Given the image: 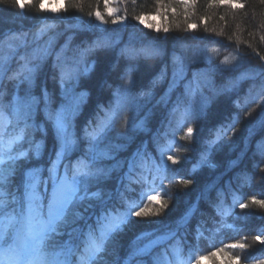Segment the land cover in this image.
I'll return each mask as SVG.
<instances>
[{
    "label": "trees",
    "instance_id": "1",
    "mask_svg": "<svg viewBox=\"0 0 264 264\" xmlns=\"http://www.w3.org/2000/svg\"><path fill=\"white\" fill-rule=\"evenodd\" d=\"M204 3L205 0H200L201 5ZM125 7L129 17H132L142 11H154V0H136L135 5L128 0L126 5H121L122 14ZM87 11L85 8L84 12L63 14V19H49L58 28L36 40L35 33L42 16L51 17V14L38 15L34 10L21 11L14 5L0 4V64L4 68L0 71V92L4 93L3 99L10 101L14 93L24 94L27 85H20L17 92V81L9 77L19 72L28 62L40 63L38 58L43 52L37 50L42 49L50 35L59 33L51 53L42 61L32 89L33 94L41 98L37 121L43 122L45 119L43 90L46 89L52 95L53 109L58 108L61 103V67L57 65H62L65 73H70L75 67L83 72L86 66H92L87 75L80 76L76 87L77 92L88 93L75 121L77 134L83 135V129L89 121L95 127L98 111L101 107L107 110L111 105L115 110L117 123L109 131L104 143L124 146L122 150L113 148L114 159L103 161L106 166L123 161V167L113 171L111 178L102 187L114 193L118 177L128 172L131 163L134 176L143 170L148 173L149 180L157 177L155 188L168 202V208L158 216L130 218L131 223L118 235L113 248L121 264L134 244L143 246L148 241L158 236H167L171 232L176 233L174 238L165 239L153 249V255L159 256L162 264L173 260L175 247H179L184 257L191 256L194 260L196 256L208 255L216 248L235 242L251 245L244 253L231 250L233 254H241L242 259L247 257L244 264L264 260V244L253 239L262 234L261 229H264V209L239 208V203L247 202L253 195L264 199V172L260 170L264 166V126L259 123L264 120V91H261L264 87V73L256 75L254 79L240 80L231 91H224L242 73H259L264 68V42L259 41V36L264 35V32L258 30L264 4L260 0H245L244 11L249 15L242 21L243 30L238 33L239 43L235 38L232 41L227 39V35L236 29L231 19L225 26L224 36L205 32L201 25L195 32L186 33L174 29L165 38L163 32L156 33L131 19L124 25L93 27L99 25V22L94 17L87 16ZM215 11L217 15L209 21V27H216L219 32L218 17L227 10L220 8ZM204 13L205 8L201 7L198 14ZM77 24L80 25L79 28L69 27ZM249 32H256L255 38H250ZM12 34H26L24 46L15 47L14 52L8 47L7 40ZM245 40L248 41L247 44L244 43ZM108 42H112L114 46H97ZM152 46L160 49L158 56L138 53L135 58L130 59L121 54V50L125 48L131 53L138 52L141 48L150 51ZM211 48H216L218 52L209 61L203 57ZM225 56L241 58V63L234 70H222L219 65ZM130 69V94L122 101L121 107L117 108L114 93L117 88L122 89L125 85ZM174 73H178V78L175 86L170 89ZM160 77L162 80L153 88V81ZM69 86L68 83L65 84L66 88ZM166 93L165 104L160 101ZM201 104L206 105L204 114L196 117L195 109ZM100 115L103 116L104 113L100 112ZM125 116L131 126L122 129L120 124ZM141 121L144 122L145 130L132 124H139ZM189 125L194 128V133L186 138ZM47 130L46 148L38 162L45 168L48 166L49 154L54 158L50 125H47ZM41 135L37 132L35 138L39 140ZM27 147L24 144V148ZM85 148L86 142L81 140L80 151L74 153L71 159L75 161ZM160 148L165 149L163 160L168 166L166 178L162 180L155 168V165L161 163ZM137 149H141V153L146 149L148 156L137 155L134 158ZM168 155L176 157L178 163L168 161ZM139 159H145L146 163L138 162ZM36 163L33 161V164ZM44 175H47L46 171ZM182 178L191 179L193 183L183 186L179 183ZM15 184L19 186V178ZM131 187L133 191L127 195L132 200H139V193L149 185L132 184ZM17 190L18 187L12 188L13 192ZM218 193L222 194L220 199L223 200V208L231 212L227 222L235 224L238 231L215 230V222L220 219ZM233 200L237 201L235 205ZM147 203L145 197L140 206ZM143 233L152 235L137 241V237ZM225 251L229 249L225 248ZM113 258L107 257L109 260ZM203 264L214 262L204 261Z\"/></svg>",
    "mask_w": 264,
    "mask_h": 264
},
{
    "label": "snow or ice",
    "instance_id": "2",
    "mask_svg": "<svg viewBox=\"0 0 264 264\" xmlns=\"http://www.w3.org/2000/svg\"><path fill=\"white\" fill-rule=\"evenodd\" d=\"M127 3L128 0H0V4L14 5L21 11L34 10L38 15L51 14V17L42 16L35 33L36 40L58 28V25L54 22L50 23L49 19L53 17L63 19V14L74 11L84 12L87 8L86 15L94 17L99 22V25H93V27L109 24L124 25L131 19L156 33L163 32L165 38L174 29L186 33L195 32L201 25L205 32L224 36L225 26L231 19L236 29L232 34L227 35V39L232 41L235 38L239 43L238 33L243 30L242 21L249 15L244 11L245 0H205L203 5L200 4V0H154V11H142L132 17H129L126 7L123 14L121 13V5ZM131 3L135 5L136 0H131ZM260 3L264 4V0H260ZM201 7L205 8L203 15L198 14ZM220 8L227 11L218 17L217 24L220 31L217 32L216 27H209V21L216 17L215 10ZM69 27L79 28L80 25H69ZM258 30L264 32V13L261 14ZM57 35L59 33L50 35L42 49L37 50L43 52V55L38 58L40 63L28 62L19 72L9 77L17 81L15 85L17 92L20 85H27L24 94L14 93L10 101H5L4 93L0 92V264H121L113 248L118 235L131 223L130 218L158 216L168 208V202L155 188L157 177L154 176L149 180L148 173L143 170L134 176L131 163H129L128 172L118 177L114 193L102 187L103 183L111 178L113 171L123 167V161H118L111 166L104 165L103 161L114 159L113 148L122 150L124 146L104 143L109 131L117 123L115 110L111 105L107 110L101 107L98 111L95 127L93 122L89 121L83 129V135L77 134L75 121L82 111L88 93L77 92L76 87L80 76L87 75L92 66H86L83 72L75 67L70 73H65L63 66L57 65L61 67V103L58 108L53 109L52 95L46 89L43 90L45 119L43 122L37 121L41 98L35 96L32 89L41 70L42 61L51 53ZM25 36L26 34L10 35L7 38L8 47L14 52L15 47L24 46ZM248 36L255 38L256 32H249ZM259 41L264 42V35L259 36ZM244 43L247 44L248 41L245 40ZM97 46L112 47L114 45L108 42ZM217 52L216 48L208 49L203 58L211 61L212 55ZM138 53L158 56L160 49L152 46L150 51L141 48L138 52L131 53L128 48L121 50V54L129 56L130 59L135 58ZM57 59L59 60V55ZM240 63L241 58L225 56L220 61L219 67L222 70H234ZM3 70V64H0V71ZM260 73H264V68L260 69L259 73H242L237 81L224 91H231L240 80L254 79ZM177 78L178 73H174L170 89L175 86ZM161 80L162 77L153 81V88ZM131 82L130 69L125 85L122 89L117 88L114 93L117 108H120L122 101L128 98L130 94L128 84ZM66 83L70 85L67 88ZM261 91H264V87ZM160 102L167 103V93L161 97ZM205 108L204 104L197 106L195 116H202ZM100 112L104 115L101 116ZM259 123L264 126V120ZM132 124L140 130H145L143 121L139 124L132 122ZM47 125H50L52 130L54 158L52 154H49L48 166L45 168L38 162L46 148ZM130 126L125 116L120 127L124 129ZM37 132L42 134L39 140L35 138ZM193 133L194 128L189 125L186 129V138L191 137ZM249 134L251 135V131ZM81 140L86 142V148L73 161L71 157L80 151ZM24 144L28 147L24 148ZM159 151L161 163L155 165V168L157 173L161 174L162 180L166 178L168 166L163 160L165 149L160 148ZM137 155L148 156V153L146 149L143 153L141 149H137L134 158ZM167 160L172 164L178 163V159L173 155H168ZM33 161L37 163L33 164ZM26 165L32 166L26 167ZM260 170L264 172V166H261ZM17 178L20 179L19 186L15 184ZM179 183L188 186L193 181L182 178ZM132 184L149 185L139 193V200H132L127 195L133 191ZM13 187H18V190L13 192ZM94 188L96 190H93ZM221 196L222 194L218 193L217 208L220 219L215 222V230L238 231L235 224L227 222L231 212L223 208ZM145 197L148 203L141 207L140 202ZM236 202L233 200V205ZM251 207L264 209V199L253 195L247 202L239 203V208L242 210ZM237 219L240 218L237 217ZM197 231L199 232V228ZM261 233L253 239L255 242L264 244V229H261ZM148 235L152 234H141L137 237V241ZM175 236L176 233L171 232L167 236H158L143 246L134 244L123 264H162L161 258L153 255V249L165 239H172ZM250 247L248 243L235 242L216 248L208 255L196 256L194 260L191 256L184 257L179 247H175L173 260L167 261L166 264H203L204 261L214 262V264H244L247 257L242 259L241 254H233L231 250H240L244 253ZM225 248L229 251H225ZM109 256L114 258L109 260L107 259ZM255 264H264V260H257Z\"/></svg>",
    "mask_w": 264,
    "mask_h": 264
},
{
    "label": "rangeland",
    "instance_id": "3",
    "mask_svg": "<svg viewBox=\"0 0 264 264\" xmlns=\"http://www.w3.org/2000/svg\"><path fill=\"white\" fill-rule=\"evenodd\" d=\"M48 14H50V13H48ZM140 25H141V24H140ZM142 26H144V25H142ZM144 27H145V26H144ZM138 162H142V164H143V163H144V164L146 163L145 159H139ZM133 171H134V167H133Z\"/></svg>",
    "mask_w": 264,
    "mask_h": 264
}]
</instances>
